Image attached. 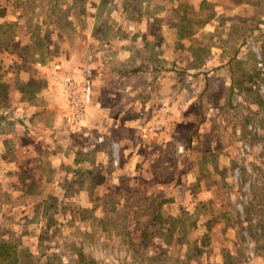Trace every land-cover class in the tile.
<instances>
[{
  "label": "rangeland",
  "instance_id": "374dc122",
  "mask_svg": "<svg viewBox=\"0 0 264 264\" xmlns=\"http://www.w3.org/2000/svg\"><path fill=\"white\" fill-rule=\"evenodd\" d=\"M87 1L99 3L98 0ZM182 7L169 9L173 14L162 19L151 17L152 46L143 51L141 62H136L140 60L137 58L125 63L128 53L113 46L107 48V57L95 62L88 48L94 39L85 38L87 53L81 52L77 63L69 61L79 81L90 72L91 95L78 131L70 133L65 124L63 115L67 113L68 100L62 87L61 91L50 87L46 94V99H51L54 105L65 108L53 127L43 130L26 116L15 118L11 112L5 114L3 127L15 124L13 127L24 141L28 139L27 134L34 136V143L31 140L34 153L25 148L21 155L23 160L37 155L51 158V162L47 157L41 159L42 164L37 169L42 175L38 179L45 191L43 194L24 201L15 197L7 204L0 201V236L13 242L20 264H80L83 256L96 264H264V232L260 227L255 226L249 233V224L228 229L224 226L223 230H218L220 225L214 224L215 233L208 229L203 231L205 234L194 236L191 223L195 220L192 217L184 218L183 222L178 220L177 203L166 202L165 209L162 206L157 209V202L169 198L198 199V184L189 187L190 192H178L188 183L187 171L195 169L196 164H191L190 159L193 160L196 153L202 156L209 149L184 143V136L199 118L204 122L205 115L206 123L220 122L226 127L219 137L234 138L231 153L227 149L224 152L226 158L232 157L231 168L225 162L219 164L218 171L222 175L216 179L215 190L211 189L218 191L206 200V205L215 211L231 205L234 216L235 211L241 210V203L247 202L250 186L264 184V86L261 82L249 85L244 76V73L247 76L259 74L264 78V18L247 25L238 24L237 30L242 25L245 31L235 32L237 39L231 42L224 38L226 31L220 29V24L210 23V31L199 32L205 13L193 8L185 13L186 8L180 15ZM129 13H135L134 9ZM244 13L250 14L249 10ZM76 25L79 30L92 29L87 19ZM161 26L165 31H159ZM176 28L188 37L175 41ZM210 43L212 47H207ZM117 50L118 53L124 51L118 60ZM136 50L138 48L129 49L133 55ZM109 63L111 76L117 72V79H111V95L100 91L94 96L96 75ZM25 67L34 74L29 65ZM40 103L44 104L43 97ZM256 105L263 110L258 111ZM160 108L164 111L160 115L165 123L161 130L156 113ZM53 117L50 114V118ZM146 119L153 123L145 131L141 123ZM128 125H135L133 131ZM249 126L258 128L260 135L253 134ZM156 132L167 137L162 147L165 162L182 168L172 178L167 172L161 175L163 181L170 179L167 185L162 184L164 188L153 183L155 177L149 176L145 161L152 157L145 159L144 156V152H149L145 138ZM169 138H174V153L177 152L172 156L168 154L173 147ZM127 141L132 142L129 148ZM245 144L250 149L248 153L243 150ZM89 159H94L93 163H88ZM79 165L83 167L73 176L72 167ZM83 171L93 174L92 178L84 180ZM9 173L7 166H0L2 188L12 183ZM225 184L230 187L227 195ZM260 187L264 189L263 185ZM222 189L225 191L220 192ZM49 194L55 198L48 211L41 208L43 202L33 208L30 206ZM114 207L116 213L111 212ZM156 213L161 220H168L164 227L153 219ZM29 216L40 218L30 223ZM199 225L198 229L204 230L202 223Z\"/></svg>",
  "mask_w": 264,
  "mask_h": 264
},
{
  "label": "crops",
  "instance_id": "0c3cea01",
  "mask_svg": "<svg viewBox=\"0 0 264 264\" xmlns=\"http://www.w3.org/2000/svg\"><path fill=\"white\" fill-rule=\"evenodd\" d=\"M98 2L100 4H90L87 0H0V124L4 122L5 114L11 112L15 118L26 116L28 121L37 122L43 130L53 127L54 124L57 125L65 108L63 105L62 108L54 105L51 99H46V94L49 92L50 87L51 89L54 87L55 90H62L59 79L66 71L73 72L74 68L70 66V62L77 63L81 52L83 54L87 53L88 46H84L87 37H93L94 39L92 46L88 48L91 50L95 62L100 57H107V48H111V46L114 49H124L128 53L124 57L126 58L125 63H131L137 58L140 60L136 62H141L142 55H145L143 51L148 46H152L150 31L154 25L151 17L158 20L160 17L162 19L172 15L173 11L169 10L171 8L177 9L184 6L182 7L183 12H179L180 15L184 14L186 8L185 13L189 12V8L196 9V12L203 11L205 18L200 24L199 32L206 33L210 31L212 29L208 28L210 23H214L216 26L220 24V29L226 31L224 38L231 42L237 39L234 36L235 32L245 31L242 25L237 30L238 24L246 23L247 25L250 22L253 23L264 18V0H98ZM132 8L135 13H129ZM246 10H249L250 14H245ZM127 17L131 18V21ZM243 17H250L251 19L246 20ZM83 19H87L91 23L92 29L90 31L79 30L76 27V24H79V21ZM159 31L162 32L165 29L161 26ZM175 31V41L188 37V34L179 32L177 28ZM208 46L212 47V43ZM137 48L138 50L133 55L131 51ZM124 51L118 53L117 50V60L123 57ZM59 61H61V66ZM26 65L32 68L33 75L30 74V71H26L28 70L25 67ZM110 66L111 63L107 64L105 69L96 75L93 83L94 96L100 91L103 94L107 92L111 95V79H117V72H113L111 76ZM57 68L60 71H57L59 70ZM45 84H49V86L46 88ZM42 97L44 104L40 103ZM255 108L258 111L263 110L260 105H256ZM169 110L171 111V109ZM161 111L164 112L162 108L156 111L157 123H159L157 125L160 126V128L156 127V131L161 130L165 124L163 116L160 115ZM50 114L54 116L52 119ZM168 118L174 119L169 116ZM206 120L205 115L204 122L202 121L203 123L201 122L197 128H195V123L193 129L191 128L192 130L187 136H184L186 146L193 144L203 146L205 150L208 147L209 149L203 152L202 156L198 157L196 153L193 160L190 159L191 164L194 163L197 166L195 165L192 172L189 171L190 169L187 171L188 183L182 192H178H190L189 187L193 188L198 184L200 186L198 199L192 201L189 197H177L173 198L172 201L169 198L167 201L157 202L158 206L165 209L166 202L169 205L173 202L177 203L178 205L175 204V206H179L176 213L178 220L183 222L186 217L189 219L192 217L195 220V227L192 232L194 236H201L206 233L203 231H208V229L215 233L217 228L214 224L220 225L218 230L220 228L223 230L224 226L228 229L234 226L237 227V225L240 227H244L245 224L248 225L247 212L249 208H252L253 223H264V189L260 187L264 186L263 183L259 186V183H256V185L253 183L250 186L247 202L252 204L248 206L249 203L247 204V202L241 203V210L233 211L234 216L231 214L233 210L231 205L223 209H217L218 211L206 205V200L213 198L214 193L218 191L216 189L213 192L216 188L214 185L216 179L221 178L218 175H222L218 171L219 164L225 162L231 168L229 160L232 157L228 156L226 158L224 152L226 149L230 150L234 143V138L230 136H218L222 130L226 129L222 125L223 123L218 122L219 124H216L214 122L215 125H212L211 122L206 123ZM151 123L153 122L149 119L143 121L141 123L144 124L143 130L149 129ZM14 125L11 123L5 125V127L2 124V127L0 126V166L4 165L10 169L9 176L12 180V183L6 184L5 188H2L3 185L0 183V198H2L0 201L2 204L13 201L15 197L24 201L30 200L32 197L37 198V196L43 194L45 191L40 186L38 179L42 175L37 169H40L41 159L46 160L47 157V161L51 162V158L48 156L40 157L39 155L23 160L21 155L25 148L29 153H34V136L31 137V134H27L28 139L24 141L20 137L18 129L13 127ZM134 126L129 127L128 125L132 131ZM165 137L164 133L156 132L153 135H147L145 138V147L149 150V152H144L145 159L149 156L152 157V159L145 160L146 169L149 171L150 177H155L156 180L153 179V183H156L160 188L163 187L162 184H166L170 180L163 181L161 177L163 173L167 172L168 176L172 178L182 169L179 165L165 162L162 149ZM168 140L172 142L173 146L168 154L171 156L177 154L176 151L174 153V138ZM176 140H178V137ZM152 141L154 142L153 145ZM127 142L126 146L129 148L132 142ZM80 158L83 160L82 164H84L85 158L83 156ZM176 158L178 160V155ZM93 161L94 159H89L87 162L93 163ZM213 161L214 164H212ZM80 166L82 165L72 167L71 173L74 172L73 176L83 167ZM224 188L227 191L222 189L220 192L225 191V195L229 194L230 187L225 184ZM157 190L159 189L157 188ZM53 198L55 197L49 194L45 198L34 201L30 206L33 208L43 202L41 208L48 211L52 206L51 200ZM29 218L30 223H35L40 217L29 216ZM199 223H202V226L205 227L204 230H201L202 232L199 230ZM259 229L264 232L261 227ZM247 231L249 232L248 229ZM5 239L6 236L1 235L0 243H9L14 247L12 241Z\"/></svg>",
  "mask_w": 264,
  "mask_h": 264
},
{
  "label": "built area",
  "instance_id": "2783aa9c",
  "mask_svg": "<svg viewBox=\"0 0 264 264\" xmlns=\"http://www.w3.org/2000/svg\"><path fill=\"white\" fill-rule=\"evenodd\" d=\"M90 72L87 71L86 78L81 82L75 73L68 70L59 79V83L68 100L67 113L64 115L65 124L69 127V132L78 131L80 124L84 120V110L91 95ZM248 129L256 135H260L258 128L249 126ZM244 152H249L248 144L243 146Z\"/></svg>",
  "mask_w": 264,
  "mask_h": 264
},
{
  "label": "trees",
  "instance_id": "16d2710c",
  "mask_svg": "<svg viewBox=\"0 0 264 264\" xmlns=\"http://www.w3.org/2000/svg\"><path fill=\"white\" fill-rule=\"evenodd\" d=\"M246 72V71H245ZM244 73V72H243ZM244 76L246 77L245 82L248 83L249 85L254 86L255 84L258 83H263L264 86V78H261V76L259 74H254V75H249L247 76V74L244 73ZM201 123V119H198V122L195 125V128H197V126ZM93 174H90L89 172H82L81 173V177H86L84 180H89L88 178L91 177L92 178ZM83 180V181H84ZM249 203L248 206H250L252 203L247 202V204ZM52 205V204H51ZM158 210H160V206L157 207ZM113 213H116V207H114L112 209ZM248 215L247 218H249V232H251L254 227H261L262 229H264V223L260 222V223H253V212H252V208L248 210ZM159 213H156V215L154 216L153 219H157L159 222V225L161 227H164L165 224L168 222V220H161V217H158ZM176 222V221H174ZM157 224V221H156ZM192 224V228L195 227V222L191 223ZM178 227V226H176ZM250 235V234H249ZM13 245L9 244V243H5V242H1L0 243V263L1 264H20V259H19V255L16 253V250H13ZM29 258V257H28ZM79 263L80 264H96L95 261L91 260V259H87L84 256L81 257L79 259Z\"/></svg>",
  "mask_w": 264,
  "mask_h": 264
}]
</instances>
